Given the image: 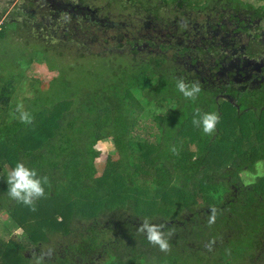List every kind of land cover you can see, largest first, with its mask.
Segmentation results:
<instances>
[{
	"label": "trees",
	"instance_id": "obj_1",
	"mask_svg": "<svg viewBox=\"0 0 264 264\" xmlns=\"http://www.w3.org/2000/svg\"><path fill=\"white\" fill-rule=\"evenodd\" d=\"M262 21L264 0L1 7L0 264H264ZM33 65L54 77L18 101ZM179 80L200 92L185 97ZM210 111L205 134L193 119ZM107 139L118 159L96 175ZM17 162L46 178L31 205L7 193Z\"/></svg>",
	"mask_w": 264,
	"mask_h": 264
},
{
	"label": "clouds",
	"instance_id": "obj_2",
	"mask_svg": "<svg viewBox=\"0 0 264 264\" xmlns=\"http://www.w3.org/2000/svg\"><path fill=\"white\" fill-rule=\"evenodd\" d=\"M176 86L188 98H194L195 94L200 92L198 84L188 86L183 80H179ZM20 118L23 121L30 120L27 113H22ZM218 119L217 113L210 111L203 113L198 121L194 118L193 124H199L203 133L211 134L215 129ZM42 180L46 182V178L37 175L35 168H30L21 162H17L6 176L7 193L18 202L31 205L35 198L44 195ZM213 219L214 217L210 216L209 222L211 223ZM161 227L162 225L150 223L148 219H144L141 224V229L145 232L147 240L150 243L158 245L161 250H166L168 242L164 238Z\"/></svg>",
	"mask_w": 264,
	"mask_h": 264
},
{
	"label": "rangeland",
	"instance_id": "obj_3",
	"mask_svg": "<svg viewBox=\"0 0 264 264\" xmlns=\"http://www.w3.org/2000/svg\"><path fill=\"white\" fill-rule=\"evenodd\" d=\"M18 0H13L11 2V4L8 3V0H0V8L1 7H9L11 8V6ZM200 17V16H199ZM198 21H202L203 19H197ZM259 25V24H258ZM259 27L261 28V30L264 29V21H262L259 25ZM133 33V31H132ZM14 43H19V39H15L13 40ZM67 57V61L72 60L75 55L74 52L71 51L69 52ZM65 62V61H64ZM63 62V64H64ZM62 64V65H63ZM18 71V70H17ZM54 77V73L46 71L43 67L41 66H37V65H33L30 70H28L25 74L24 77L22 78L21 82L19 83V85L17 86V90L15 92L14 97L19 101L22 98H30L32 95V90L30 88V80L35 81L36 85L39 84L42 88V90L46 89L48 86V82ZM25 104V103H24ZM23 106V104H22ZM147 125L151 126V127H155L154 124L152 122H147ZM154 132V130L152 131ZM149 140L152 139V137L148 138ZM98 152H99V157L95 160L94 166L96 169V175H98L103 167H104V162L106 160L107 157L111 158L112 161H116L118 159V155L116 153V150L113 146V143L111 142L110 139H107L105 141H99L96 146L94 147ZM243 176V175H242ZM253 177H250L248 175H244L243 176V181L244 183H251L254 179V175H252ZM131 180V178H130ZM142 179L137 180V183H141ZM128 183V182H127ZM217 257H219L218 254H214L212 259H216ZM219 259L215 260L218 261Z\"/></svg>",
	"mask_w": 264,
	"mask_h": 264
},
{
	"label": "flooded vegetation",
	"instance_id": "obj_4",
	"mask_svg": "<svg viewBox=\"0 0 264 264\" xmlns=\"http://www.w3.org/2000/svg\"><path fill=\"white\" fill-rule=\"evenodd\" d=\"M260 23H261V22H260ZM220 40H221V39H220ZM233 53H235V52H233ZM246 64H247V65H246ZM246 64H245V65L248 66V65L251 64V63H250V61H249V63H246Z\"/></svg>",
	"mask_w": 264,
	"mask_h": 264
}]
</instances>
